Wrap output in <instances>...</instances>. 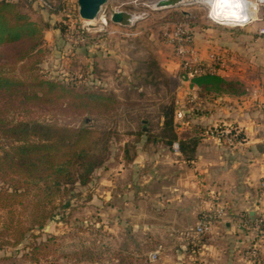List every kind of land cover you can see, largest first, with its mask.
Here are the masks:
<instances>
[{
    "label": "rangeland",
    "instance_id": "374dc122",
    "mask_svg": "<svg viewBox=\"0 0 264 264\" xmlns=\"http://www.w3.org/2000/svg\"><path fill=\"white\" fill-rule=\"evenodd\" d=\"M156 1L107 0L99 13L104 16V23L100 19L89 23L81 19L89 28L87 36L91 39L89 44L79 46L67 44L62 36L69 26L77 23L74 20L78 13L77 0L52 1L57 8L53 16L45 12L44 18L50 27L60 30L56 41L60 40L61 48L77 49L85 57L82 64L80 57L74 56L81 65L78 69L83 72L81 78H76L72 71L65 76L59 73L60 66L67 69L65 66L73 65V58L61 61L56 52L59 48L44 46L41 52L20 62L6 56L10 52L8 48L0 49V65L11 76L29 81L33 78L31 75L39 74L43 78L62 80L77 92L103 93L113 98L111 106H105L106 101H91L90 111H81L55 100L51 93L46 99L29 101L0 93V117L5 120L71 127L90 125L93 129L106 130L109 147L103 165L93 171L84 185L76 183L68 187L56 209L57 215L42 229L28 232L18 242L8 239L5 232L0 235V240L6 241L0 244V264H31L23 254L33 236L37 240L53 236L50 247L55 249L59 264H75L77 260L67 253L80 250L88 253L77 264H170L171 251L181 250L182 244L190 250V255L196 253L204 236L197 237L194 227L190 228L202 212L221 210V221L226 210H232L226 202L222 203L219 183L214 187L218 179L214 182L210 177L205 179V173L194 161L200 143L222 138L229 144L239 139L237 129L210 118L215 108V93L200 90L183 77V69L164 34L174 22L186 19L198 57L219 67L212 60L227 47V42L235 40L241 47L240 41L247 33L254 35L264 28L261 26L264 6L255 13L257 19L248 24H254V29L246 30V25L244 30L230 33L234 29L218 26L208 19L204 5L184 0L185 3L176 6L158 8ZM116 10L138 18L128 25H120L110 19ZM47 38L54 40L51 36ZM259 42L257 47L264 49V39ZM232 52L245 58L240 51ZM261 57L255 59L258 74L264 70ZM228 64L236 63L227 61ZM250 74L255 77L254 73ZM171 107L174 109L172 131L164 127L163 117V111ZM222 130L226 133L217 135ZM171 132L177 136L172 143L169 142ZM230 134L235 135L230 137ZM183 137H187L184 155L179 150ZM5 143L1 141L0 153L6 148ZM262 197L257 199L264 206ZM21 211L28 213L29 209ZM169 223L179 226L181 232L160 230L159 226ZM156 250L159 251L154 257ZM75 258H82L80 252ZM45 263L43 260L37 264Z\"/></svg>",
    "mask_w": 264,
    "mask_h": 264
},
{
    "label": "trees",
    "instance_id": "16d2710c",
    "mask_svg": "<svg viewBox=\"0 0 264 264\" xmlns=\"http://www.w3.org/2000/svg\"><path fill=\"white\" fill-rule=\"evenodd\" d=\"M45 1L46 5L39 0L0 1V49L8 48L10 52L6 56L15 62L26 60L44 49V33L51 24L41 11L51 14L57 8L52 1L60 0ZM68 31L70 28L63 32L64 40ZM31 76L32 80H22L5 73L0 65V93L27 101L46 99L54 94L55 100H62L66 106L75 109L81 108V111H90L91 101H106L105 106L112 105L113 98L103 93H81L62 80L43 78L39 74ZM183 77L186 78L184 71ZM190 81L200 90L209 92L234 88L231 80L219 74L197 75ZM173 112V107L163 111L164 127L171 131ZM171 133L169 142L172 143L177 136ZM107 135L106 130L93 129L90 125L71 127L31 120L8 121L0 117V145L2 140L6 142V148L0 153V235L5 232L8 239L18 242L25 239L28 232L42 229L54 219L68 187L76 183L84 185L93 171L105 162L109 149ZM186 138L179 142L183 155ZM21 209H29V212L24 213ZM52 240L53 236L46 240H37L33 236L23 256L31 264L43 260H46L45 264H59L55 249L50 247ZM4 243L6 241L0 240L1 246ZM79 252L82 258L76 259ZM79 252L72 251L67 256L79 262L85 259L88 251Z\"/></svg>",
    "mask_w": 264,
    "mask_h": 264
},
{
    "label": "crops",
    "instance_id": "0c3cea01",
    "mask_svg": "<svg viewBox=\"0 0 264 264\" xmlns=\"http://www.w3.org/2000/svg\"><path fill=\"white\" fill-rule=\"evenodd\" d=\"M45 12L41 11L43 17ZM49 15L53 16V13ZM263 23L261 26H264ZM258 25L260 26L259 23ZM228 29H234L230 33L244 30ZM245 29H254V24ZM45 36L54 37L56 41L60 30L51 26L45 31ZM245 36L240 41L241 47L233 42L235 40H230L227 47L222 48L217 55L220 58L218 74L227 80L233 79L231 81L234 88L213 91L215 108L210 117L215 122L232 124L237 129L239 139L229 144L222 138L214 139V142L205 140L200 143L194 161L199 170L205 173V179L210 177L213 182L218 179L214 187L219 183L218 192L224 200L222 203L226 202V206L232 210H226L225 218L211 226L199 242L194 255H190L185 244L180 245L181 250H172L170 264H264V223L259 227L255 225L259 218L264 219V206L257 199L264 195L261 189V182L264 181V70L259 68L263 70L260 74V71H255L256 57L262 55L261 58H264V49L258 48L256 43L260 44L259 40L264 39V36L258 32L254 35L247 33ZM255 36H258L256 40ZM54 40L51 38V42L47 38L44 46L49 49L59 48L56 52L62 62L73 58V65L68 64L65 66L67 69L60 66L59 73L65 76L69 74L68 71H72L76 73V78H81L83 72L78 69L81 67L80 63H85L82 60L85 57L77 49L68 50L67 46L65 49L61 48L62 44L58 43L60 40ZM232 51L244 53L245 58H240L239 54ZM74 56L80 57L81 62H76L78 60ZM227 61L236 64L226 65ZM76 66L79 67L75 68ZM250 73H254L255 77H251ZM233 135L235 134L229 136ZM208 142L210 145L206 144ZM245 222L249 225L244 224ZM195 224L196 221L190 229ZM159 228L167 233L181 232L179 226L171 223ZM252 247L258 250L256 258L249 253Z\"/></svg>",
    "mask_w": 264,
    "mask_h": 264
},
{
    "label": "built area",
    "instance_id": "2783aa9c",
    "mask_svg": "<svg viewBox=\"0 0 264 264\" xmlns=\"http://www.w3.org/2000/svg\"><path fill=\"white\" fill-rule=\"evenodd\" d=\"M42 1L45 5L47 4L45 0H42ZM190 1L197 2L194 0H189V2ZM156 2H155V5H156ZM201 5H204L206 7L205 3ZM49 6L50 5H48V7ZM77 9L76 11H78ZM61 10L65 12V8H62ZM65 15L69 16L68 14H65ZM74 17H75L74 20L75 22L77 21V23L75 26H74V23L72 26H69V28L71 27L70 31H68L65 35L66 43L70 45L88 44L89 40L91 39V36H87L89 28L86 27V25L82 21L83 19L81 20L79 13H76ZM207 17H208V14H207ZM258 33L264 35V28H260L258 30ZM164 36H166V41L173 47L174 54L179 62L180 67L186 73L187 79H191L192 77L197 76V75L218 74L219 72L218 66H216L215 64L211 62H203L198 57V54L196 53L194 42H193L194 36L192 35L191 26L186 19L177 20L176 22H174L172 27L165 32ZM212 61H215L216 64H220V58L218 56H216ZM223 133H226V131L222 130L221 133L217 135L223 136L224 135ZM173 147L176 151L178 150L177 144H174ZM261 189H262V193L264 194V181L261 182ZM221 217H222L221 210H214V211L206 210L202 212L194 226L195 235L197 237H203L205 234L209 232L211 226L215 222L220 220ZM263 223H264V219L259 218L257 222H255V225L259 227ZM244 224L249 225L246 222ZM158 251L159 250L155 251L153 255L154 257L156 256ZM249 253L251 257L256 258L258 254V250L255 247H252Z\"/></svg>",
    "mask_w": 264,
    "mask_h": 264
},
{
    "label": "clouds",
    "instance_id": "9594fccd",
    "mask_svg": "<svg viewBox=\"0 0 264 264\" xmlns=\"http://www.w3.org/2000/svg\"><path fill=\"white\" fill-rule=\"evenodd\" d=\"M264 0H206L208 18L228 28H243L255 19Z\"/></svg>",
    "mask_w": 264,
    "mask_h": 264
},
{
    "label": "water",
    "instance_id": "95a60500",
    "mask_svg": "<svg viewBox=\"0 0 264 264\" xmlns=\"http://www.w3.org/2000/svg\"><path fill=\"white\" fill-rule=\"evenodd\" d=\"M106 2L107 0H77L79 16L83 20L95 19ZM182 2L183 0H158L156 6L158 8L176 6ZM130 17L128 12L116 10L111 13L110 19L112 22L128 25L131 23Z\"/></svg>",
    "mask_w": 264,
    "mask_h": 264
},
{
    "label": "bare ground",
    "instance_id": "6f19581e",
    "mask_svg": "<svg viewBox=\"0 0 264 264\" xmlns=\"http://www.w3.org/2000/svg\"><path fill=\"white\" fill-rule=\"evenodd\" d=\"M182 3H185V2H182ZM197 3H200V4H203V3H205L206 4V0H197V2H196V4ZM207 11H208V8H207ZM100 13V12H99ZM98 13V15H97V17L95 18V19H91V20H85L86 22H94V21H96L97 19H100V20H102V22L104 23L105 22V18H104V16H102L101 14H99ZM131 17H130V19H131V23L133 22V21H135L137 18H138V16H136V15H133V17H132V14L130 15ZM135 20H134V19ZM96 24V23H95Z\"/></svg>",
    "mask_w": 264,
    "mask_h": 264
}]
</instances>
